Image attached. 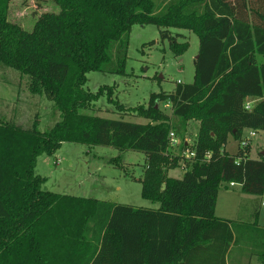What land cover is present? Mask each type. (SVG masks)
<instances>
[{
  "label": "trees",
  "instance_id": "1",
  "mask_svg": "<svg viewBox=\"0 0 264 264\" xmlns=\"http://www.w3.org/2000/svg\"><path fill=\"white\" fill-rule=\"evenodd\" d=\"M54 1L59 11L43 14L27 32L7 20L9 0H0V64L25 75L28 91L61 114L44 132L0 120V264H249L253 256L264 264L259 207L253 228L215 214L223 185L264 191L263 155L251 158L239 143L235 154L225 150L229 137L239 142L245 130L264 131V0ZM134 24L155 25L175 55L187 42L173 29L195 33L193 81L151 93L146 105L116 104L118 114L144 123L82 113L104 94L115 102L114 85L85 89L87 73H125ZM247 96L261 98L251 111L243 106ZM166 101L172 118L160 107ZM190 120L199 123L195 156L170 154V130L182 140ZM64 142L143 152L141 195L159 207L44 189L37 158ZM182 164L181 178L168 176Z\"/></svg>",
  "mask_w": 264,
  "mask_h": 264
},
{
  "label": "rangeland",
  "instance_id": "2",
  "mask_svg": "<svg viewBox=\"0 0 264 264\" xmlns=\"http://www.w3.org/2000/svg\"><path fill=\"white\" fill-rule=\"evenodd\" d=\"M154 1L157 4L160 0ZM58 11L59 7L54 0H9L6 17L9 22L30 32L43 14ZM174 32L183 36L178 42H187L180 55H175L168 40L160 38L159 29L155 25L134 24L128 36L125 73H87L85 89L95 92L99 86L114 85L112 98L115 102L107 101L104 94L94 103L93 111L81 112L107 119L146 122L145 119L131 115L121 116L116 104L119 102L125 107L146 105L151 93L173 92L178 83L188 84L193 81L194 59L199 50L198 36L183 29H173ZM27 82L25 75L0 64V120H10L22 128H30L35 124L39 131H47L60 121L61 114L44 95L30 93ZM160 107L172 118L171 108ZM198 125V121H188L182 140L171 129L177 144L169 147L168 152L182 157L187 150L191 151ZM247 134L248 130H245L243 136ZM185 140L190 142L187 145L189 148L181 146ZM249 147L251 158L264 157V131H256ZM237 148L238 142L229 137L227 151L235 154ZM117 159L121 161L122 168L114 163ZM144 166L145 155L141 151H120L109 146L89 147L64 142L54 154L38 156L35 173L46 179L44 189L58 194L154 210L159 207V203L141 195L138 179L143 175ZM171 170L170 177H182L181 166ZM230 188L226 190L220 187L216 214L226 216L236 224L253 228L252 214L257 208V195L241 193L239 185ZM258 224L264 227V207H260ZM236 253L237 249L233 248L230 257ZM249 264H260L259 257L253 256Z\"/></svg>",
  "mask_w": 264,
  "mask_h": 264
},
{
  "label": "built area",
  "instance_id": "3",
  "mask_svg": "<svg viewBox=\"0 0 264 264\" xmlns=\"http://www.w3.org/2000/svg\"><path fill=\"white\" fill-rule=\"evenodd\" d=\"M261 100L260 97H252V96H247L245 99H244V103H243V106H244V109L247 110V111H251L254 106ZM161 106L166 109V108H172V104L170 101H166V102H163L161 104ZM256 131L255 130H248V134L246 136H242L241 140L238 142L239 143V146L241 148H245L247 146H250V142H251V137H253L255 135ZM177 144V139H176V136H175V133L173 131H170L169 134H168V147H167V152L169 150V147L171 146H175ZM187 150V149H186ZM186 154H182L184 158L186 159H190L192 157L195 156V152H194V149H192L191 151H186L185 152ZM210 156V153H206L205 154V158H209ZM184 167V165L182 164V168ZM236 183L234 182H230L229 185L230 186H234ZM261 206H264V199L261 201Z\"/></svg>",
  "mask_w": 264,
  "mask_h": 264
},
{
  "label": "crops",
  "instance_id": "4",
  "mask_svg": "<svg viewBox=\"0 0 264 264\" xmlns=\"http://www.w3.org/2000/svg\"><path fill=\"white\" fill-rule=\"evenodd\" d=\"M196 58V57H195ZM199 126V125H198ZM197 131H198V129H197ZM195 135H197V132H196V134ZM196 137V136H195ZM190 145V142L189 141H187V140H185V146H187V145ZM188 147V146H187ZM189 148V147H188ZM187 148V149H188ZM225 150L227 151V149H226V146H225ZM228 152V151H227ZM249 153H250V149H249ZM250 156V155H249ZM172 170H169L168 171V176H169V174H170V172H171ZM174 178H177V177H174ZM236 185H239V184H235L234 186H236ZM233 186V187H234ZM239 187H240V185H239ZM221 188H224V189H226V190H229V188H230V185H223ZM231 189V188H230ZM240 192L241 193H243L242 191H241V189H240ZM243 194H246V193H243ZM217 198H218V196H217ZM264 199V191H263V193H262V195L261 196H257V200H256V206H258L259 207V213H260V207H264V206H261V201ZM216 208H217V201H216ZM216 208H215V214H216ZM216 216L217 217H220V218H224V219H229L228 217H226V216H218L217 214H216ZM259 217V216H258ZM229 220H231V219H229ZM260 225V224H259ZM261 226V225H260Z\"/></svg>",
  "mask_w": 264,
  "mask_h": 264
},
{
  "label": "water",
  "instance_id": "5",
  "mask_svg": "<svg viewBox=\"0 0 264 264\" xmlns=\"http://www.w3.org/2000/svg\"><path fill=\"white\" fill-rule=\"evenodd\" d=\"M196 58H197V56H196ZM262 154H264V152H262Z\"/></svg>",
  "mask_w": 264,
  "mask_h": 264
}]
</instances>
